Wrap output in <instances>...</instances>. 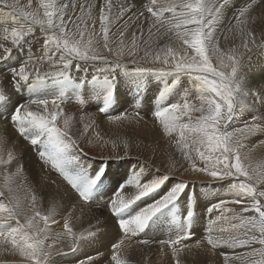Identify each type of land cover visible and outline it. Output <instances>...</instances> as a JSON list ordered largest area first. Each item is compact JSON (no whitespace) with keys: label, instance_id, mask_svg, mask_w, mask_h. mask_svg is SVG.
I'll return each instance as SVG.
<instances>
[{"label":"snow or ice","instance_id":"6c2138e0","mask_svg":"<svg viewBox=\"0 0 264 264\" xmlns=\"http://www.w3.org/2000/svg\"><path fill=\"white\" fill-rule=\"evenodd\" d=\"M31 5L32 0H28ZM105 8L100 10V31L103 34V47L111 55L113 49L108 44L109 25L111 24L110 13L113 8L112 0H104ZM264 4V0H251L245 7L240 8L234 19L235 24L228 28L229 32L239 31V44L222 49L220 46V36L218 26L226 19L224 10L228 7V0H149L147 4L141 6L153 20L149 27V34L152 29L157 33L162 30L171 33L169 37L182 42L183 55H177L172 48H167L165 54L161 56L156 53L151 61V66L139 64L135 59L129 63L133 65L131 69L124 63V57L136 56L137 45L135 39L132 47L125 51L123 40L115 53V59L101 55L96 50L92 41H83L84 33L79 30L78 23L73 24V31L69 29L68 21L65 19L68 4H58L57 0H45L42 2L43 14L25 11L18 6V0L9 4L8 0H0V5L5 6L9 11L0 9V25L11 23L10 43L6 45L8 35L4 41H0V60L6 59L13 52L15 47L20 46L28 37H32L38 27L45 38L42 43V54L36 58L35 63H24L11 72V83L19 88L22 83L32 81L40 83L47 81L46 77H52L65 82L73 81L71 75L73 61L76 71H80V61H89L94 64H101L105 67L97 68L101 75L93 74L92 81L103 80L105 82L114 81L113 73L122 70L123 73H174L187 74L192 80V87L195 90L196 102H192L188 95H184L182 102L170 103L168 106L160 107L154 115L160 119L164 132L172 134L179 133L177 146L181 147L186 159L191 164L192 171L205 176L208 180H231L230 194L235 199L228 201L219 199L211 203L208 213L214 210L220 213H235V209H228L229 203L243 205L248 201L246 207H241L240 212L250 210L257 215L241 217L239 225L248 229L243 235L213 237L212 227L207 229V243L213 248L220 244L229 248L250 246L259 243L264 246V176L255 175L245 166L242 150L245 145L240 143L237 133L241 137L252 136L257 133L264 134V112L259 110V105L264 103V83L258 86H249L241 75L243 65L251 58L253 51L264 50V35L257 37L254 29L247 25L244 19L253 8V5ZM72 7H75L73 4ZM92 6L88 5L90 9ZM121 13L129 12V21L133 18L138 22L145 18V11H137L135 3L132 6L120 5ZM83 7L81 12H83ZM167 14V15H166ZM79 20L80 17H77ZM119 19V16L117 17ZM127 29V24L124 30ZM124 30L119 31L122 37ZM5 33H9L8 27H3ZM227 39V37H224ZM259 40V42H257ZM242 49V50H241ZM57 53L59 56L57 57ZM191 53V55H189ZM144 56H148L145 51ZM29 57V61H31ZM215 61V63L213 62ZM40 63H47L54 71L41 73L38 67ZM159 65V66H157ZM29 67L33 71H29ZM87 73V70H85ZM30 77H32L30 79ZM76 83L83 84L87 80H76ZM179 84V79L173 80L168 86L162 89L160 96L163 98L173 88ZM109 96L112 92L109 91ZM66 95L58 94L54 99H32L27 104H19L8 117L0 116V121L7 125L0 132V245L7 253L17 256V264H52V258L63 253V248L58 247L62 238L69 237L72 240L71 250L75 251L81 240H87L84 236L76 237L72 227L67 220L64 223V234L49 235V227L55 224L54 219L57 206L55 198L58 193H51L52 207L48 214H43L37 207V195L35 189L31 188V194L21 199L19 192L23 184L29 183L26 175V167L20 162V154L16 151V145L8 135L9 126L23 138L28 144L36 146L38 158L43 166H50L70 185L71 189L84 204L92 202V189L100 179L102 172L90 178L83 185L78 182L74 169L69 171L67 165L70 162L78 163L83 153V149L71 134L70 118H64L63 109L60 102ZM7 99V94L0 91V102ZM197 103L199 107H197ZM32 105H36L39 111H33ZM253 109L256 114L246 121L241 128L229 131L231 121L238 109ZM101 109L100 111H104ZM198 112L199 115L193 118L191 112ZM137 117L140 113L137 112ZM187 117L189 122H183ZM63 120V127L59 126V121ZM120 120V116L113 117ZM193 119L195 122L193 123ZM85 125V130H87ZM191 142V143H190ZM264 144V140L260 141ZM127 147V145H126ZM194 148V151L192 149ZM197 161L203 164L197 166ZM15 169L14 171L12 169ZM143 169L135 175V178L128 183L134 185L135 194L127 199L122 196L121 189L114 194L108 203L109 211L120 216L137 199L149 195L157 190L168 180L170 173L154 177L141 183ZM23 182V183H22ZM53 183H55L53 181ZM187 181L175 184L161 199L154 201L151 205L143 208L139 213L129 218H120L119 229L124 236H135L141 233L148 225L149 221L169 205L174 204L184 189ZM194 200L186 211V221H191L194 215ZM71 215V213H69ZM41 222L43 226H41ZM216 223V221H213ZM185 228L177 231L174 239L161 241L162 244L172 246L173 254L179 256L178 247L182 240L191 238V231ZM94 233L89 232L88 238ZM51 240V243L47 241ZM147 244L148 241H140ZM124 243L121 238L111 245L113 254L111 260L115 264H125L119 255L120 246ZM188 247V245H184ZM97 255H102L97 253ZM247 256H259V261L252 264H264V247L253 249ZM239 258V257H238ZM94 257L89 255L85 259L78 260L77 264H94ZM176 264H180L177 259Z\"/></svg>","mask_w":264,"mask_h":264},{"label":"rangeland","instance_id":"374dc122","mask_svg":"<svg viewBox=\"0 0 264 264\" xmlns=\"http://www.w3.org/2000/svg\"><path fill=\"white\" fill-rule=\"evenodd\" d=\"M81 1H84L83 5H86L85 3L90 2V1L91 3H94V2L101 3V1L102 3H104L103 0H89V1L81 0ZM138 1H141V0H138ZM146 1H149V0H146ZM14 2L15 0H8L9 4H12ZM42 2H45V0H32L31 5H29L28 0H18V6L23 7L25 11L36 12L39 15H42L44 11L42 7ZM64 3L68 5L69 4L71 5L72 3L75 5V7H72V8L68 7L69 10L67 9L66 11L65 19L68 21L69 29H72L73 31H75V29H73V24L78 23L80 26L79 30L84 33L83 41L86 43L87 41L91 40L92 44L95 47V50L99 54L109 56L110 59H115V53L118 50V48L121 46L120 41L123 40L124 49L125 51H127L129 48L132 47V41L133 39H135L136 45H137V55L136 56L126 55L123 58L124 63L127 64L129 69L133 67V65L129 63L133 59H135L139 64H144L145 66H151L150 61L152 57L156 53H159L161 56H163L167 48L169 47L172 48L176 52L177 55H183L182 42L181 43L178 42L177 39L176 41L172 43H170L169 41H164L165 43L159 42L160 39H162L168 34L166 32H165L166 34L163 33L162 36H157L158 33L155 31V29H152L151 36H156V38H155V41L154 40L152 41L150 39V42L139 41L138 38L136 39V37L139 36L138 33L135 38H132L129 34H127L126 32L127 29L124 30L119 25H120V22L123 23V20L125 22L126 21L125 19L129 18V15H128L129 12L125 11L121 13V10H119L120 8L119 6L121 4L119 3H115L113 5V7H116L117 9L115 14H117L116 15L117 17L119 16V19H117V17L112 18L111 20L112 22L109 25L108 44H109V47L113 49V52L110 55L108 51L103 47L104 40H103V34L100 31V24L95 25L94 23L96 22L92 20L93 16L95 15L93 14L92 10L81 12V9L78 7L79 2H77V0H74V1L65 0ZM58 4L61 5L63 3L61 1V3L58 2ZM140 4H144V1L142 0ZM1 7L6 8L5 6H1ZM3 11L7 12L8 10L3 9ZM77 17H80V19L78 20ZM150 21H152L151 22L152 24L153 20H150ZM36 29L38 30H36V32L33 34L32 37H28L27 38L28 41L27 42L24 41L21 44L22 47L20 48L21 50H23V48L25 47H28L30 49L31 46H33V51L35 52L33 56L36 55L35 58L40 56L38 51L40 50L41 39L44 40L45 38V34L38 27ZM121 30H124V34L122 37L119 35V31ZM148 31H149V28H148ZM218 35L221 38L220 46L222 49H227V48L234 46V44L240 43L239 35H238V38H236L233 32H219L218 31ZM224 37H227V39H224ZM174 39L175 38H173V40ZM257 42H259V40ZM145 51L148 52L147 57L144 56ZM261 52L264 53V50H261ZM58 54L59 53L56 54L57 57H58ZM189 55H191V53H189ZM10 56L12 57V54ZM0 61H3V60H0ZM213 62L215 63V61ZM76 63L77 61H73L74 66L71 72V75L72 76L74 75L73 81H70V82L62 81L63 82L62 83L60 80H57L55 78L53 79L52 77H46L47 81L40 82V83H33L31 80L28 81L25 86L27 90L25 89L26 96L25 95L24 96L26 98L23 101H21V103H18L17 105L27 104L28 103L27 101L29 99L28 97L30 96L31 97L29 100L34 99V98L44 99L43 98V96L45 97L44 94L47 95L49 92L50 93H53L54 91L56 92V90L66 91L69 88H73L74 86L77 87V89L81 91L84 89V86L82 84L76 83L75 81L85 80V79L90 80L91 77L88 75H93L96 73H97L96 75H101L100 73L96 71V69L100 67H105L104 65L94 64L93 62H89V61H80L79 63L80 64L82 63L80 65V71H76V68H75ZM38 67L42 74L43 72L46 73L49 71H54V69H51L47 63H40L38 64ZM28 70L33 71V68L29 67ZM85 70H87V73H85ZM155 74L157 75V73H153V72L138 74V73H134L131 71L128 73H123L122 70H117L115 73H113V76L115 77L114 81L105 82L103 80H98V81L91 82L90 85L97 84L100 87L99 93L102 95V96L99 95L100 103L98 105L97 103L90 102L89 107L82 114H80V116H83V118L80 121V124L78 125V127L81 126L82 133L84 137L88 140V142H100L103 139V133L106 130H108V128L105 126V123L106 122H108L107 124H112V123L118 124L119 123L118 128L115 130L116 131L115 136H114L115 141L122 140L124 148H128V149L130 148V150H134L136 148L137 151L141 149L144 154H148L150 157L154 156V158L156 159H159V155L161 154H167V155H172L174 157H180L177 159L179 160L177 167H184V170L182 172L183 175L176 176L175 172L170 170L171 168H169V166L167 167V169H160L157 172L153 173L152 175L151 173H149L147 177H145V180H150L154 177L162 176L165 173H170L172 176H169L168 180L165 181L163 185H161L157 190H155L151 194L145 195L141 199H137L131 205L132 207L130 206L128 209H126L123 213H121L120 216H115L109 211L108 206L105 204L109 203V201L113 198L114 194L117 193V191L121 189V186L125 185V187L121 190L122 196L125 199H127L130 195L135 194V187H133L131 184H129L128 186L127 181H124L125 183L122 181L128 171V165L126 163H124L123 172H122L121 167H117L116 169H110V171H108L107 173H105L107 168L105 167L102 170L103 171L102 172L99 164L96 165V168L94 164H93L94 166L92 164H84L85 158L91 160L86 155H83L82 157H80V160L78 163H74L73 165L68 164L67 165L68 170L72 171L74 169L78 182L81 183L82 185L86 183L90 178L96 176V174L100 172H102L101 179L105 176L109 180V182H102V180H98L92 189V202H90L89 204H84V202L79 200L78 196L75 195L70 185H68L67 181L64 179L63 175L58 173L55 169H52L50 166L42 167V164L37 155V151H38L37 147L34 146L36 148L33 149V146L29 147L30 144H28V142L27 143L25 142V144H27L28 146L22 145L23 147L26 146L25 148L22 147V149L26 151L27 157L29 156V158L25 159L26 162H28L29 166L32 165L31 167V173H33L32 183H34L33 188L36 190L35 194L37 195V201H38L37 207L41 209L40 206L43 205V207L46 210L45 213H48V210L50 207H52V202H53L52 196L50 194L58 193V195L55 198V203L57 206L56 213L58 214L62 208V213L60 215L61 216L60 218H65L67 215L70 216L69 213L72 214L74 212L72 214V216L74 215L72 219L76 221L77 220L81 221L82 226L86 227V229L83 231L84 234H82L85 238L88 237L89 232H92L94 233V235L97 236V234L101 230H106L108 232H115L117 234V240L115 242H117L121 238L124 239V243L120 246L119 255H120L121 260L125 261V264H150L157 260V257L155 256V254L162 255L163 256L162 261L170 264V261H172V259L177 256L173 254V256L170 259L165 258V253L172 246L167 243L162 244L160 242L169 241L170 239H174L177 235V231L185 229V228H189L188 230L191 231V238L183 240V243L185 242V245H188V247H184L182 250H180L182 251L181 253L196 252L195 254H199L200 258L201 259L204 258L203 260L205 262L210 263V261H212L213 264H223V263L252 264L253 261H259L261 259L259 256H251V257L247 256V254L251 253L253 249H259L261 247H264V246H261L259 243H254L250 246H241L237 248H229L223 244H220L217 247L213 248L211 245L207 243V237H208L207 229L209 227H212L213 229V232H212L213 237L223 236L227 238L229 236H240V235H243L246 231H248V229L242 228V227H233V225H239L241 217L254 216V215H257V213L250 210L248 212H243V213L240 212L239 214L241 207H246L249 203L248 201H245L243 205H236L232 203H229L226 205V208L228 209L233 208V206L237 207L236 216L230 220L228 219L231 218L233 215L229 212H226L228 214L223 213V217L222 215L218 216L215 210L212 213H208L207 209L211 203H215L219 199H224L228 201L235 199L234 196L228 197L229 195H231L230 194V184L233 181L231 180H216V181L208 180L205 176L192 171L191 164L186 159L184 152H182L181 147L177 146V141L179 140V133L173 132L172 134H168L164 132L163 125L161 124L160 119L154 115L156 110H158L160 107H164L162 106L163 104L158 106L155 110H149V107H151L154 104V101H153L154 93L162 86L160 77L157 75L160 82L156 89L151 90V97L148 102H147L148 98L145 99L144 98L145 95L144 96L141 95L140 91L136 89V88H139L141 90V88L144 87L145 84H147L149 76L155 75ZM182 74L184 73H181V75ZM120 77L121 78L124 77L125 79L129 77L127 81L131 83L133 87L137 86L135 88L136 90L133 91L132 89H128L127 86L123 85L120 82V79H121ZM31 78L32 77H30V79ZM243 78L245 79V77ZM190 81L192 82L191 79ZM184 82L186 84V80ZM32 86L34 87L35 90L33 89ZM38 87L40 91L42 92H39V94H35L34 92L38 90ZM0 89H1L0 91H3L4 88H0ZM126 89L129 90V94L125 93ZM109 91L112 92L111 96L108 95ZM116 93H119V96H117ZM169 93H171V91ZM179 93H180V90H179ZM6 94L8 95V93ZM34 95L35 97H33ZM165 96L163 97L162 102L165 101L164 99L167 98L168 95L166 94ZM0 106H1L0 110L6 111L9 114V116L15 110V107H16V106L12 107L11 103L10 105L0 104ZM101 109H105V110L100 111ZM263 109H264V106L261 108L260 111L263 112ZM137 112L140 113L139 117L136 116ZM0 114L2 115L6 113L0 112ZM116 116H120L122 119L120 120L113 119V117H116ZM233 118H235V116ZM1 122H0V125H1L0 132H2L3 129L7 127L6 124L4 123L1 124ZM85 125L88 126L87 130H85ZM134 125H137L138 129H134L133 128ZM2 127L3 129H1ZM255 136H256L255 139L249 138V140L253 143L254 148L256 149L254 150V152L257 153L259 157H261L260 150H262L263 156L262 158H259L258 161L246 162L244 160V162H245V166L250 169L251 173H254L255 175H259V176H264V144H260V141L264 140V137H262L259 134H256ZM10 138L13 139L12 142L15 139V137H10ZM237 138H238V135H237ZM20 142L21 141H19V143ZM21 143H24V142H21ZM16 147H17L16 148L17 150H21V148L18 149V146ZM27 148L28 150H26ZM246 149L248 151L250 148H246ZM192 151H194V148L192 149ZM251 154L252 156H254L253 152H251ZM243 155H244V151H242V156ZM260 159L262 160L261 163L259 162ZM120 161L121 160H117V159L113 160V162H119V163ZM197 166L202 167L203 164L197 161ZM35 167L37 169V172L34 171ZM41 173L43 176L42 178L40 177ZM196 180H200V182ZM53 181L55 183H53ZM183 181H187V187L184 189V192L181 194L179 199L174 204L169 205L168 207L163 209L160 213H158L156 216H154L149 221L147 227L141 233L135 236H132V235H129L127 237L124 236V233L118 227V221L120 218H129L131 216L136 215L143 208L151 205L154 201L161 199L175 184L181 183ZM202 185H204V187L206 185L209 191L205 190L204 188L201 189L200 186ZM258 187L264 188V185H259ZM40 188H42L41 191H40ZM38 190L40 192H38ZM102 191H104L105 196L104 194H101L103 193ZM30 194H31V189L27 193V196H29ZM93 194L96 196H94ZM99 195H101V197L102 198L104 197V198L102 199ZM193 200L195 204L194 215L191 221H186L183 217H186V211ZM133 205L135 207H133ZM136 206L138 208H136ZM103 209L105 213L102 212ZM92 215L96 216V218H94V221L90 223L91 225L89 224L86 226L85 225L86 223L84 222L85 218L87 216L92 217ZM228 215H231V216H228ZM66 220L67 222L70 221V219L68 218H65V221ZM213 221H216V223H213ZM227 221H228L227 223L228 226L226 225L227 229H225L223 227V224L226 223ZM41 226H43L42 222H41ZM62 228L64 231H66L64 229V226ZM231 231L234 234L231 233ZM56 234L58 233L56 231H52V227H49V235L54 236ZM65 238L67 237H64L62 239H65ZM95 240L96 241L92 242L95 247L93 249H90L91 252L94 253L93 250L95 249L97 250V253H98L102 249H106L109 245H110L111 252H101L102 255H97V253H94V255H91L95 258L94 264H115V262L111 260V256L113 254L111 245L115 242L112 243L109 241L99 240L96 238ZM144 240L148 241V243L144 244L140 242ZM183 243H180L178 247L184 246ZM5 256H7V260L0 261V264L1 263L17 264V261L20 259L17 256H13L11 253H7L5 251L0 252V260H2V258H4ZM77 257H78L77 255H74L72 253H66L67 263L65 264H73L74 261L72 260L76 259ZM85 257H83L82 259H85ZM236 259L238 261H236ZM249 261L250 263H247ZM52 264H57V263L53 261ZM199 264H204V263L200 261Z\"/></svg>","mask_w":264,"mask_h":264},{"label":"bare ground","instance_id":"6f19581e","mask_svg":"<svg viewBox=\"0 0 264 264\" xmlns=\"http://www.w3.org/2000/svg\"><path fill=\"white\" fill-rule=\"evenodd\" d=\"M61 1H62L63 4H65L64 3L65 0H58V2H60V3H61ZM72 1H74V0H72ZM143 1H144V4H147L149 2V1H146V0H143ZM77 2H79L78 7L80 9L84 6L83 7L84 11L92 10L93 14H95L93 16V18H92V20H94L96 22L94 24L95 25L100 24V19H99L100 14H101L100 10L102 8H105V4L102 3V1H101V3H95V2L91 3V1L90 2H86L85 3L86 5H83L84 1H81V0L78 1L77 0ZM103 2H104V0H103ZM133 2H135V8H136L137 11H145V9L141 6L142 4H140L142 2V0L141 1H138V0H133V1H131V0H112V4L113 5L115 3H119V4L125 5V6H132ZM214 2H215V0H214ZM248 3H251V0H228V7L224 10L226 19L221 22L220 26H218V31L219 32H229L228 28L235 24L234 17L236 15L237 11L240 8L245 7ZM72 5L73 4L71 3V5L69 7L72 8ZM88 5H91L92 7L89 9ZM1 6H3V5H1ZM1 6H0L1 9H6V10L9 11L8 8H4V7H1ZM119 10H121V9L119 8ZM116 11H117L116 7H113L111 9L110 13H108L107 9H105L106 14L110 15L111 20H112V18L117 17L116 16L117 14H115ZM128 15L130 16L131 13H128ZM149 18L150 17L148 16V13L145 11V18H141L138 22L136 21L135 18H133L131 21H129V19L127 18V19H125L126 20L125 22H124V20H123V23L120 22L119 26L122 27V29H124L125 24H127V31H126L127 34H129L132 38H135L137 36V33H138L139 36L136 37V39L138 38L139 41L150 42V39L152 41L153 40L155 41L156 36H151L149 34V31H148V28L150 27L151 22H152V21H150L152 19H149ZM244 19L247 21V25L250 28L255 30L257 37H261L262 35H264V4L253 5V8L250 10V12L246 15V17ZM145 24H146V26H145ZM12 26H15V25H12L10 23L7 24V25H0V41H4L5 35H8L9 38L6 41V45L7 46L8 45L11 46V43H10V29H11ZM3 27H8L9 28V33H5L3 31ZM36 30H38V29H36ZM163 33H165V32L162 30L160 33H158L157 36H162ZM233 33L236 36V38H238L239 31L237 30L236 32H233ZM171 35H172L171 33H168L165 37L160 39L159 42L163 43L164 41H169L170 43H172V42L176 41V39L173 40L174 37L169 39V37ZM235 40H237V39H235ZM27 41L28 40L26 38L25 42H27ZM177 41L181 43V41H179V40H177ZM30 43H32V42H30ZM42 43H43V40L41 39L40 50L38 51L39 55H41L42 51H43L42 48H41L42 47ZM170 43H168V44H170ZM21 47H22L21 45L18 46V47H15L13 49V52H12V57L8 56L3 61H0V88H4L3 91L5 90V92L8 93L7 99L4 102H0V104L10 105V103H11L12 107H15L18 103H21V101H23L26 98L25 97L26 96V92H25L26 88H25V86H26L27 83H22L19 88L14 87L12 85V83H11V72H12L13 69L18 68L21 64H24V63H35V61H36L35 56L36 55L33 56V54L35 53L33 51V46H31L30 49L28 47H25V48H23V50L20 49ZM182 53H183V51H182ZM58 56H59V54H58ZM29 57L32 58L31 61H29ZM249 65H250V67H249ZM251 66H252V68H251ZM92 70H94V69H92ZM43 73H45V72H43ZM157 75L161 79L162 86L154 93V98H153L154 104L151 107H149V110H155L158 106H160L162 104H163L162 106H167V105H169V103L182 102L181 98L184 95H188L191 98L192 102H196L195 90L193 89V87L191 85L192 82L190 81L191 78L189 76H187L185 74H182V75L179 74V76L177 77V74H172V73H157ZM157 75L155 74V75L149 76L147 84H145L144 87L141 88V90L139 88H136L137 86L133 87V85L127 81L130 76L127 77L126 79L124 77H122V78L120 77L121 78L120 82L123 85L127 86L128 89H132L133 91H135L136 89L139 90L141 95H143V96L145 95L144 96L145 99L148 98L147 99V102H148L150 97H151V90L156 89L158 84H159V82H160ZM241 75H242V77H245V80H246V82L248 83L249 86L256 87V86H258V84L264 83V53H262L261 50H257V51L254 50L253 51V53L251 54V58L243 65V67L241 69ZM88 76L91 77L92 75H88ZM182 77H184V78H182ZM177 78L179 79V84L175 88H173L171 90V93H167V95H168L167 98H165L164 99L165 101L162 102L163 98H161V96H160V93H161L162 89H164L173 80H176ZM86 80H87V82H85V84L84 83L82 84L84 86V89L81 90V91L79 89H77V87L74 86L73 88H69L66 91H63V90L62 91H60V90L58 91V90H56V92L55 91L53 93L49 92L47 95L44 94L45 97L43 96L44 99H49V101H51L58 94L63 93V94L66 95V98L63 100V102H60L59 100L57 102L60 103L61 108L63 109L64 118H70L71 134L73 135V138H75L77 140V143L79 144V146L83 149V153L81 154V157L83 155H86L87 157H89L91 159V160H89V159L85 158V161H84L85 163L84 164H92V165L94 164L95 168H96V165L99 164L100 168H101V171L105 167L107 168V170L105 171V173H107L108 171H110V169H116L117 167H121L122 168V172H123L124 171V163H126L128 165V171H127L124 179L122 180L123 182L124 181H127V182L132 181L135 178V175L137 173H139L141 171V169L144 170L143 173L141 174V183L147 182V180H145V177H147V175L149 173H151V175H152L153 173L157 172L160 169H167L168 166H169V168H171L170 170L175 172L176 176H182L183 175L182 172L184 170V167H177L178 163H179V160H177V159L180 158V157H174L172 155L161 154V155H159V159H156V158H154V156L150 157L148 154H144L141 149L139 151H137L136 148L134 150H130V148L129 149L128 148H124L122 140L115 141L114 140V136H115V132H116L115 130L118 128L119 123L118 124H114V123L107 124L108 122H106L105 126L108 128V130H106L103 133L102 141H100V142H88V140L84 137V135L82 133L81 126H79L80 128L78 127V125L80 124V121L83 118V116H80V114H82L89 107L90 102H94V103H97L99 105V103H100L99 95H101V94L99 93L100 87L97 84L90 85V83L93 82L91 80V78H90V80H88V79H86ZM185 80H186V84L184 82ZM60 81L62 82V80H60ZM52 82H51V84H52ZM134 83H135V81H134ZM33 89H34V87H33ZM53 89H54V87H53ZM56 89H57V87H56ZM128 89H126V91H125L126 94H129V90ZM179 90H180V93H179ZM39 92H42V91H40V89L38 87V90L36 92H34V93L35 94H39ZM116 95L119 96V93H116ZM30 97H28V98L30 99ZM33 97H35V95ZM120 97H121V95H120ZM29 99H28V101L27 100L26 101L29 102ZM34 99H38V98H34ZM164 103H166V104H164ZM102 104H104V103H102ZM102 104H100V105H102ZM263 106H264V103L259 105V110H261V108ZM197 107H199L198 103H197ZM32 110L33 111H39L41 109H39L36 105H32ZM0 112L6 113V114H2V115L0 114V116L10 118L9 114L6 111L0 110ZM263 112H264V109H263ZM255 114H256V111L253 110V109H248V108L238 109L236 114L234 115L235 118L232 119L230 127H229L228 130L233 131L234 129L241 128L244 125V123L246 121L250 120V118L253 115H255ZM198 115H199L198 112H195V111L191 112V116L193 118H195ZM183 122H185V123L189 122L187 120V117L184 118ZM192 122L194 123L195 120L193 119ZM2 123H4V122H1V124ZM59 126L63 127V120L62 119L59 121ZM133 128L134 129H138V126L134 125ZM1 129H3V127ZM257 134H259L262 137H264V134H260V133H257ZM8 135L10 137H15L13 143L16 146H18V149L21 148V150H17L16 149V151L21 155L20 158H19L20 162L25 165V167H26V169H25L26 175H28L27 177H28L29 183L23 184V188L19 192V195H20L21 199L23 200L27 196V193L29 192V190L31 188H33V185H34V183H32V181H33V176H32L33 173H31L32 165L29 166L28 162H26L25 159L29 158V156L27 157L26 151H24L22 149V147H23L22 145H27V144H25V142L27 143V141L24 140L23 138H20L17 135V133L13 130V128L11 126H9ZM237 135H238V139L240 140V142L245 145V147H244V149L242 151H244L243 157L245 158L244 160L246 162L258 161L259 158H262V156H263L262 155V150H260L261 157H259V155L254 152V150H256V149L254 148L253 143L249 140V138L255 139L256 138V136H255L256 134L252 135V136L245 135L243 137H241L239 133H237ZM10 139H12V138H10ZM19 141L24 142V143H21V142L19 143ZM32 146L33 145H31V146L29 145V147H32ZM25 147H23V148H25ZM34 148H36V147L33 146V149ZM246 148H250V149L247 151ZM26 150H28V148ZM251 152H253L254 156H252ZM32 154H34V153H32ZM30 156H31V154H30ZM115 159L121 160L120 163L119 162H113V160H115ZM259 162L261 163L262 160L260 159ZM69 164L73 165L74 163L70 162ZM181 164H182V162H181ZM184 164H185V162H184ZM95 168H94V170H95ZM12 170L14 171L15 169L13 168ZM34 171L37 172L36 167H35ZM42 173H41V176H40L41 178L43 177ZM43 175H45V174H43ZM99 180H102V182H109V180L105 176L102 179H101V176H100ZM196 181L200 182V180H196ZM127 185L129 186V183ZM132 186L134 187V185H132ZM200 187H201V189L204 188L205 190L209 191V189L206 187V185H205V187H204V185H202ZM41 190H42V188H40V191ZM40 191L38 190V192H40ZM102 192L103 193H101V194H104V191H102ZM94 196H96V195H94ZM99 196L101 197V195H99ZM104 196H105V194H104ZM228 197H232V195H229ZM105 199H106V197H105ZM105 205H108V203H106ZM133 207H135V206L133 205ZM40 208H41L40 210H41V212H43V214H48V213H45L46 210L43 207V205L40 206ZM136 208H138V207L136 206ZM230 209H235L236 211H235V213L229 212L233 216L231 218H229L228 220L232 219L237 214V207L233 206V208H230ZM102 212L105 213L104 209H103ZM226 212H224V213H226ZM61 213H62V208H61L60 212L58 214L56 213V215L54 217L56 223L50 225V227H52V231H56L58 234H64L66 231H64L62 227L64 226L65 218H68V219H70V221H68V224H69L70 227H72L73 233L76 235V237H80L82 234H84L83 231L86 229V227L82 226L81 221H79V220L76 221V220L72 219L73 216H74V215L72 216V214L74 212L70 216H68V215L66 216L65 215L66 216L65 218H60L61 217L60 216ZM216 213H217L218 216L222 215V217H223V213H220L218 211H216ZM226 214H228V213H226ZM239 214H240V211H239ZM93 215H92L93 218L90 217V216H87L85 218V221L83 220L86 223L85 224L86 226L89 225L90 223H92L94 221V218H96V216H93ZM228 216H231V215H228ZM77 217H78V215H77ZM227 223H228V221L223 224V227L225 229H227V227H226ZM231 233H233V232L231 231ZM94 236H95L96 239L105 240V241H109V242H112V243L117 240V234L115 232H108L106 230H101L97 234V236L93 235L90 238L87 237L86 241L85 240H81L79 245H78V247L76 248V250L72 251L71 250V244H72L71 238L67 237L65 239H61L57 246L63 248L64 251H63L62 254L53 257L52 258V262L54 261L57 264H65V263H67L66 253H72V254L78 256L76 259L72 260V261H74L73 264H77L78 260L82 259L85 256L94 255V253H97V250L94 249L93 250L94 253L91 252V250H90V249H93L95 247L93 245V243H92V242L96 241ZM51 242H52L51 240L47 241V243H51ZM60 243L63 244V245H61ZM181 243H183V240L181 241ZM183 245H185V242L183 243ZM179 248H180V250H182L184 248V246H180ZM2 251H4L3 250V246L0 245V252H2ZM172 251H173L172 247L169 248V250L165 253V258L170 259L173 256V252ZM101 252H111L110 251V245L106 249H102L98 253H101ZM181 252L182 251L179 252V256L178 257H174L172 259V261H170V264H176L177 259H179L180 264H199L200 261L202 263H204V264H213L212 261H210V263L205 262L203 260L204 258L201 259L199 254H195L196 252H193V253H188V252L187 253H181ZM184 252H186V251H184ZM155 256L157 257V260L155 262L150 263V264H162V263L163 264H169V263H165V262L162 261V257H163L162 255L155 254ZM20 259H22V258H20ZM6 260H7V256L2 258V260H0V261H6ZM236 261H238V260L236 259ZM236 263H238V262H236ZM247 263H250V261L247 262ZM1 264H3V263H1ZM223 264H228V263H223Z\"/></svg>","mask_w":264,"mask_h":264}]
</instances>
